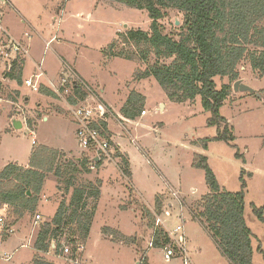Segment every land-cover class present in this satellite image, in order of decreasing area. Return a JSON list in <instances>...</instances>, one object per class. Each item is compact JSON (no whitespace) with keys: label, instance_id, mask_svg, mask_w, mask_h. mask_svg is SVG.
<instances>
[{"label":"rangeland","instance_id":"1","mask_svg":"<svg viewBox=\"0 0 264 264\" xmlns=\"http://www.w3.org/2000/svg\"><path fill=\"white\" fill-rule=\"evenodd\" d=\"M17 1L32 26L9 7L6 21L21 38L17 40L26 41L28 45L23 43L28 51H9L10 55L3 54V50L0 52V81L3 84L0 94V172L8 163H30L32 131L37 143L34 149L43 145L60 149L59 164L64 162V156L91 162L93 152L80 147L76 139L77 124L72 117V107L76 104L72 99L78 102L79 98L74 96L70 85L74 79L83 80L87 95H99L105 103H108L107 98L114 105L111 106L113 116L108 121L116 147L119 144L122 148L119 152L129 159V169L125 176L123 159L117 156L111 144L114 152L110 155L114 160L103 172L105 182L97 217L89 237L83 241L85 248L78 263L66 256L60 257L59 252L51 249L40 252L35 243L40 227L53 219L60 202L64 198L69 202L75 187L90 183V179L96 180L100 168L90 169L88 164L87 169L80 165L74 171L63 165L61 172L65 175L60 178L54 172L48 173L37 209L19 221L15 222L8 211L7 225L11 224L14 231L4 236L0 264H33L37 256L56 264H184L180 252L177 259L169 258L163 250L167 243L162 240L157 247L153 239L157 230H173L179 224L189 236V240L186 239L192 259L189 264H230L202 223L199 203L210 188L204 170L194 165L196 154L208 157L211 169L229 192L240 190L241 176L244 177L247 183L244 212L246 223L253 231V264H264V223L254 211V206L262 207L264 211V76L260 77L252 69L248 57L239 65V80L252 90H236L235 82L228 77L214 78L217 88L223 84L232 86L221 115L233 126L236 139L230 143L212 140L205 149L203 139L216 136L217 127L207 125L210 113L203 108L200 96L192 101L169 103L155 77L139 75L155 64L169 65L172 61L158 59L154 53L144 59L140 49L125 39V35L134 29L151 35L152 20L146 9L131 8L117 0ZM4 3L7 2L0 3L2 25L6 24L3 21ZM58 9L64 12L60 14ZM164 12V17L159 19L163 33L179 39L185 29L184 13L176 8ZM51 36L59 37L58 41L46 44L45 39ZM61 37L67 42L60 43ZM9 38L2 37L0 47L9 44ZM16 58L22 60L24 68L21 85L3 78L4 71ZM41 71L38 89L26 84L30 78L37 83L36 75ZM41 87L51 89L54 94L41 92ZM66 87H70L69 92L65 91ZM133 91L145 97L142 110L146 112L133 120L138 123L124 120L121 113L123 99H128ZM161 102H166L167 106ZM14 119L20 120L23 128H16ZM69 175L74 184L67 190ZM159 204L162 207H158ZM37 214L40 220H37ZM158 217L162 222L156 224ZM110 227L132 239L128 243L118 240V234H110ZM62 237L56 241L63 240L71 247L68 235ZM152 239L154 246L149 247ZM52 244L53 241L51 247ZM3 251L14 252L13 257L7 261L2 256Z\"/></svg>","mask_w":264,"mask_h":264},{"label":"trees","instance_id":"2","mask_svg":"<svg viewBox=\"0 0 264 264\" xmlns=\"http://www.w3.org/2000/svg\"><path fill=\"white\" fill-rule=\"evenodd\" d=\"M117 1L149 12L152 20L151 35L140 29L130 30L125 35L127 41L140 49L142 57L147 59L154 53L158 59H172L169 65L155 64L139 75L155 77L170 101L187 102L200 96L203 108L210 113L207 125L217 127L216 136L203 139L202 146L205 149H208L212 140L228 143L235 141L233 126L221 115V108L229 97L232 86L223 84L221 88H217L214 78L228 77L230 81L236 82L239 79V65L247 57L252 69L260 77L264 76V0ZM171 8L178 9L185 16V29L179 39L164 34L159 24V19L165 15L164 10ZM21 62L19 58L13 60L4 71L3 78L15 80L21 85L24 72ZM2 86L0 81V94ZM72 86L77 98L82 99L87 95L80 83L73 82ZM40 91L54 94L51 89L44 87ZM144 101L145 97L141 93L131 92L121 108L122 115L131 120L136 119L142 112ZM72 102L77 103L75 99ZM111 143L116 147L113 141ZM116 154L123 159L122 172L128 176L129 159L119 152V147H116ZM60 156L61 152L57 149L39 146L33 149L29 166L8 163L0 172V207L8 204L10 216L15 218V222L37 209L48 173L54 172L57 177H62L65 175L61 172L63 165L73 171L78 170L80 165L87 169L86 159L82 158L77 163L66 160L64 156V162L59 164ZM195 157L194 165L204 170L210 188V192L199 203V213L204 220L202 223H205V229L211 233L230 264H253V231L246 223L244 212L247 187L244 177L241 176L240 190L229 192L222 188L210 167L208 157L203 154H196ZM67 179L68 190L74 182L72 175ZM100 185L101 182L98 181L77 186L69 202L66 198L60 202L53 219L45 221L40 227L35 243L38 251L46 253L52 241L63 238L64 234L68 235L69 243L74 246L78 240L86 241L100 198ZM158 207H162V204ZM254 211L264 223L263 208L254 206ZM110 231V234H118L120 241L128 243L132 239L116 230ZM155 233V246H160L162 240L164 244L169 242L165 232L157 230ZM61 241H57L56 251L61 249ZM75 250L73 247V255ZM33 264L56 263L37 256Z\"/></svg>","mask_w":264,"mask_h":264},{"label":"built area","instance_id":"3","mask_svg":"<svg viewBox=\"0 0 264 264\" xmlns=\"http://www.w3.org/2000/svg\"><path fill=\"white\" fill-rule=\"evenodd\" d=\"M5 2V1H4ZM10 37L9 44H4L3 47H0V50H3V54L5 52L6 55H10L9 51H13L15 53H21L22 50L27 52V48L24 43H21L19 40L11 37L6 31L4 25L1 24L0 21V39L2 37ZM7 47V48H6ZM10 67V66H9ZM43 72L37 74V83L33 82V79H27L25 82L27 85L38 89V81L42 77ZM73 82L80 83L83 85V88L86 87L85 83L81 79H74L71 80L70 85L72 86ZM73 88V86H72ZM85 90V89H84ZM66 92L70 91V87L65 88ZM1 101V100H0ZM146 111L143 110L142 114ZM113 116L111 106L108 103H105L99 95L91 94L86 95L84 98H79V101L76 103L74 107H72V117L74 122L77 124V131H76V139L79 143V146L84 148L85 150H89L93 152L91 156V162L88 166L91 169H95L97 163L100 162L103 158L111 157L110 153L111 150V139H112V130L110 127V122L108 121L109 118ZM106 123V125H105ZM122 123V122H121ZM33 139L32 143L33 146L36 143V135L35 132L32 131ZM113 147V146H112ZM97 158V160H95ZM176 194V192L174 193ZM9 211V205L5 204L0 208V247L4 243V236H8L11 232L14 231L11 224L7 225V213ZM37 220H40L41 217L39 214L36 215ZM162 222L160 217L157 218L156 224ZM168 237L169 242L164 248L168 257H177L178 252L183 255L184 264H189L192 262L190 252L187 249V241L186 235L184 232L183 225H176L173 230H165L164 231ZM156 234V233H155ZM155 234L153 239L155 240ZM150 242L149 247L154 246V240ZM62 247L59 251H56L57 241L54 239L51 250L55 253L59 252L60 257L65 256L75 263H78V258L82 255L83 249L85 248V243L81 240H78L77 243L74 245L64 244L63 240L61 241ZM75 247L76 250L74 251L75 255L72 254V248ZM49 249V251H50ZM48 252V251H47ZM14 252L11 251H3L2 256L9 261L13 257ZM75 256V257H74Z\"/></svg>","mask_w":264,"mask_h":264},{"label":"crops","instance_id":"4","mask_svg":"<svg viewBox=\"0 0 264 264\" xmlns=\"http://www.w3.org/2000/svg\"><path fill=\"white\" fill-rule=\"evenodd\" d=\"M4 1H6L7 3H4V5H6L5 7H4V13H5V16H3V21H5V23L6 24H4L5 25V28H6V31H8V33H9V35L11 36V37H14V38H16V39H18L19 37L18 36H16V35H18V34H15V32L11 29V27H9V24H8V20L6 21V19H7V17H8V13L10 14V10H8L9 9V7L10 8H12L16 13H17V15H19L20 16V18H23V20H24V22H26L30 27L32 26V23H30L31 21H30V18L28 17V15L27 14H25V12H22V11H20V9H19V6H20V4H19V2L17 1V0H2V2H0V3H3ZM54 1H56V0H54ZM8 4V5H7ZM112 7V6H111ZM58 11V13L59 12H61L60 14H62L64 11H63V9H58L57 10ZM12 12V11H11ZM59 14V15H60ZM58 15V16H59ZM55 19H56V17H55ZM33 28V27H32ZM34 29V28H33ZM56 37L55 36H51L49 39H45V41H46V44H49L50 42H54V41H58V39H59V37H57L56 39H55ZM19 39H21V38H19ZM55 39V40H54ZM23 40V39H22ZM24 42V41H23ZM23 42H21V43H23ZM59 42L60 43H66L67 42V40L65 39V38H63V37H61V40H59ZM26 45H28L27 43H26V41L24 42ZM27 63H28V60H27ZM64 73H66V72H64ZM80 73H81V75L87 80V76L86 75H84L83 73H82V71H80ZM47 77H48V73L47 74H45ZM41 79V78H40ZM48 80H51L52 81V78H50L49 77V79ZM49 89V88H48ZM103 91H104V89H103ZM105 96V95H104ZM106 98V97H105ZM165 99H167V96H166V98ZM126 98H124L123 99V101L122 102H124V104H123V106L125 105V102H126ZM106 101L108 102V104L110 105V106H112V107H114V105L112 104V103H110L108 100H107V98H106ZM167 102H169L170 100L168 99V100H166ZM162 103V102H161ZM170 103V102H169ZM163 105H165V106H167L166 104V102H164V103H162ZM122 106V107H123ZM116 111V110H115ZM143 111V110H142ZM116 112H119L118 110L116 111ZM120 115V114H119ZM141 115H142V112H141ZM44 117H45V119H47L48 117H47V115L45 116L44 115ZM124 120H126V121H130V122H136V121H133V120H131V119H128V118H123ZM136 123H138V122H136ZM113 136H112V139H111V141H113V143H115V145H116V142L114 141V134H112ZM114 146V145H113ZM118 146H119V148H120V150H122V148H121V146L118 144ZM48 147H50V148H53V147H51V146H48ZM32 149H34V147L32 146ZM54 149H57V148H54ZM114 151L116 150V147L114 146ZM57 150H60V149H57ZM114 151H112V152H114ZM82 159V158H81ZM81 159H69L67 156H66V160H73V161H77V163H80L81 162ZM95 160H97V158H95ZM111 160H114L112 157H109V158H103V159H101L100 160V163H97V167H99L100 168V171H99V173L97 174V178H96V180H94V179H90L89 181H91V182H93V183H97L98 181L99 182H101V185H100V195H99V199H98V202H97V209H96V211H95V214H94V219H93V222H94V220H95V218L97 217L96 215H97V212H98V208H99V204H100V201H101V194H102V187H103V184H104V182H105V180H104V178H103V172H105V170H107V168H108V166H111ZM90 161H91V156H90ZM87 162H88V160H87ZM88 164V163H87ZM19 165H21V164H19ZM22 166H29V163H27V164H25V165H22ZM101 166V167H100ZM91 169V168H90ZM97 169V168H96ZM45 184H46V182H45ZM44 184V188H43V190L46 188V185ZM222 186V185H221ZM222 188H224L223 186H222ZM93 224V223H92ZM112 230H116V231H118V232H121L122 234H125L124 232H122L121 230H117L116 228H113V227H110ZM183 228H184V226H183ZM125 235H127V234H125ZM129 236V235H128ZM187 236L188 235H186V238H187ZM189 237V236H188ZM188 239V238H187ZM189 240V239H188ZM213 240V239H212ZM214 241V240H213ZM215 242V241H214ZM119 244H121L120 242H118ZM216 244V243H215ZM216 246H217V244H216ZM217 248H218V246H217ZM164 250V249H163ZM218 250H219V248H218ZM165 254H166V252H165ZM166 256H167V254H166ZM150 258H151V256H149ZM168 257V256H167ZM169 258H172V259H177V257L175 258V257H169ZM150 263V262H149Z\"/></svg>","mask_w":264,"mask_h":264},{"label":"water","instance_id":"5","mask_svg":"<svg viewBox=\"0 0 264 264\" xmlns=\"http://www.w3.org/2000/svg\"><path fill=\"white\" fill-rule=\"evenodd\" d=\"M0 52H1V50H0ZM234 88L236 90H247V89L252 90L248 85L246 86L239 79L236 80V82L234 84ZM13 124L15 125L16 128H23V124L20 120L14 119Z\"/></svg>","mask_w":264,"mask_h":264}]
</instances>
